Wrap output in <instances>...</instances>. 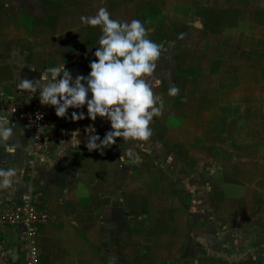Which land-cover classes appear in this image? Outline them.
<instances>
[{
	"label": "crops",
	"instance_id": "crops-1",
	"mask_svg": "<svg viewBox=\"0 0 264 264\" xmlns=\"http://www.w3.org/2000/svg\"><path fill=\"white\" fill-rule=\"evenodd\" d=\"M210 1V7L199 8L203 19L193 23L188 22L199 12L197 6L172 2L170 10L165 6L171 21L161 16L158 24L165 30L155 37L162 51L166 44H176L171 56L177 70H189L195 63L194 50L185 49L189 28L203 30L210 52L214 50L199 60L209 58L210 63L214 58L217 63L204 75L194 71L191 90L183 81L177 94L169 96L170 107L178 108L177 126L171 129L175 135L165 136L170 129L153 117L146 141L123 143L117 138L102 154L89 152L88 136L103 138L109 122L86 116L72 121L71 112L86 108H69L68 118L51 123L37 153L30 132L9 117L15 125L9 143L16 150L9 155L0 147V167H14L17 175L11 188L0 190V203L29 202L53 215L51 222L36 227L41 264H248L244 254L264 255V0ZM140 13L152 15L146 8ZM22 20L19 10L0 5L4 110L27 100L28 94L15 88L19 80H38L45 67L59 63L73 78L86 76L93 60L86 53L69 58L74 50L58 52L52 40L39 38L40 25L34 31ZM159 71L163 69L154 73ZM222 91L231 95L229 102H222ZM89 126L94 133L85 132ZM234 126L240 141L232 135ZM127 149L135 153L133 159L123 156ZM201 151L207 166L201 165ZM218 220L223 228L217 227ZM241 220L253 224L233 231L234 221ZM24 234L21 226L2 229L0 264L22 263ZM254 240L262 241L263 248L250 247Z\"/></svg>",
	"mask_w": 264,
	"mask_h": 264
},
{
	"label": "clouds",
	"instance_id": "clouds-1",
	"mask_svg": "<svg viewBox=\"0 0 264 264\" xmlns=\"http://www.w3.org/2000/svg\"><path fill=\"white\" fill-rule=\"evenodd\" d=\"M80 23L99 26L101 32L92 53L95 59L88 64V74L73 78L64 63L53 64L45 67L38 80H19L15 88L28 94L27 101L36 96L41 106L52 107L58 118H68L69 108L85 107L86 112H71V120H83L86 116L90 121L97 117L108 121L109 130L103 138L97 134L88 136L85 148L89 152L102 154L117 138L123 143L146 141L152 134L149 125L153 117H159L164 107L162 97L153 93L160 81L156 79L149 84L146 79L154 73L163 45L148 38L149 30L141 20L112 19L103 7L94 16H81ZM177 92L178 88L170 84L167 95L175 96ZM36 118L40 119L41 115L37 114ZM14 127L9 115L0 112V147L9 155L16 150L9 143ZM85 132L94 133V129L89 126ZM123 156L133 159L135 153L127 149ZM38 158L44 160V156ZM16 175L14 167H0V190L11 188Z\"/></svg>",
	"mask_w": 264,
	"mask_h": 264
},
{
	"label": "rangeland",
	"instance_id": "rangeland-1",
	"mask_svg": "<svg viewBox=\"0 0 264 264\" xmlns=\"http://www.w3.org/2000/svg\"><path fill=\"white\" fill-rule=\"evenodd\" d=\"M176 1L177 0H163L164 6H162L160 4V1L158 2V0H0V5L3 6L7 5L8 8L12 10L14 9L19 10L20 13H22L23 23L30 27H34L33 29L34 31H36L35 27L36 26L39 27L40 25L41 27L40 29H38L39 38L43 40V38L45 37L46 39L52 40L53 43L52 46H55V49L58 52L69 54L70 53L69 50L70 51L74 50V54L72 55L70 53L69 58L75 57V59H80L81 55L83 57V54L86 53L88 57L94 60L95 58L92 55V53L96 50L97 41L99 36L101 35L100 28L99 26L91 27L88 25L81 24L80 23L81 16H94L98 11V9L103 7L109 12L110 18L112 19H116L119 21H131L132 19H139L141 20L142 23H144L145 28L149 30L148 38L151 39L153 34L154 40L153 39L151 40L159 44L160 38H155L156 33L159 31L158 33L161 36L162 34L161 31L163 32L165 31L158 27L161 18L163 17V20L165 21L166 20L171 21L172 19L171 12H168V10L165 9V6L168 5L169 8L171 7L172 2L174 3ZM182 1L184 3L186 2H188L189 4L191 3L192 6L195 4L194 6L195 8L197 6L196 8L197 11H199V8L201 6L202 8L203 6L204 8H208L210 7L211 4L210 0H182ZM162 7L164 8L162 9ZM145 8L151 11L152 13L151 17H146L145 15L140 13V11H142ZM170 9L171 8H169V10ZM160 12L162 14H159ZM201 13L202 12L200 11L193 13L192 18L188 23H193L194 20H202L203 17L201 16ZM48 21H51L56 25L55 26L53 25L54 27L52 28V24H50L51 27L46 25L48 24L46 23ZM27 27H26V31L29 32V28ZM169 37H171L170 34ZM205 39H207V37L203 33V30L189 28L185 35L184 42H185V49L188 52H191L192 50H194L195 52V53L191 52L193 54L192 56L195 55L194 65H191L193 62H190L189 64V66L191 65V69L187 70L186 68L185 70H181V68H179V70H177L175 55L171 56L172 54H176V49H177L176 44H170V45L166 44V49L161 51V55L159 59L156 61V68H155V69H163V71L162 72L159 71L158 73H153L154 75L153 78L151 77L146 78L149 84H151L156 79H158L161 82L158 87L153 88V93L154 95H159L162 97L164 107L161 111L160 116L154 118V122L156 121L157 118H159L162 124H164L165 127L167 126V128L170 129L169 133L168 132L166 133L164 130L165 136L175 135L176 132L171 131V129L174 126H177L176 118H174V115L178 111V108H176V106L170 107L171 104L169 105V103H171L173 100H170L169 95H167V89L170 86V84L175 85L177 87L179 83H182L184 81V88L186 90H189L191 88V86L189 87V85L192 84V79H193L192 76L195 70L196 71L202 70L201 73L204 75L205 74L204 71L205 70L208 71L210 69V64L212 65L217 64L214 61V58L210 63L208 61L209 58L203 60V62L199 60L201 59L200 57L203 56H205L206 58L209 55L212 56V52H214V50L210 52L209 48L211 47V45L208 43V40L204 41ZM198 63L199 65L195 66ZM192 67L196 69H193ZM161 75H163L164 77L162 78ZM177 75H179L178 78ZM180 76L181 78L184 76L183 79H181ZM202 79L204 83H207V77L206 78L204 77ZM220 98L222 102L224 101L229 102V100L231 99V95L228 93L225 95L224 91H222ZM174 102L177 103V101L175 100ZM201 112H204V110L201 109ZM234 130H235V126L232 130V135L234 139L238 137L237 140L240 141L239 139L240 134H236ZM200 154H202L203 157L201 159V165L207 166L208 162L206 160V157H204L206 154L202 151ZM252 154H253L252 152H248L246 155L252 156ZM250 157L248 158L250 159ZM220 161L223 162V159H220ZM203 176H202V180H203ZM209 176L210 174L207 173L206 178L209 179ZM239 212H242V210H240ZM219 222H220L219 220L215 222L217 224V227L223 228L224 225H222V223ZM244 222H247L249 225L248 224L246 226L242 225L244 224ZM244 222L243 220H241V222L234 221L233 231H238L240 229L243 230L245 228L247 229L251 226V224H253L251 220ZM202 223H204V221H202ZM262 244H263L262 241L254 240V242L250 243L249 245L250 247L256 246V248L257 247L263 248ZM243 256H244L243 261L248 262V264L264 263V255L260 256L258 255V253H254V251L244 254Z\"/></svg>",
	"mask_w": 264,
	"mask_h": 264
},
{
	"label": "built area",
	"instance_id": "built-area-1",
	"mask_svg": "<svg viewBox=\"0 0 264 264\" xmlns=\"http://www.w3.org/2000/svg\"><path fill=\"white\" fill-rule=\"evenodd\" d=\"M0 112H6L10 118L17 120L24 130L30 132L31 148L37 153L43 149L45 132L51 123L59 119L55 116L54 109L49 106H41L36 96L28 101L14 103L7 110L0 109ZM37 114L41 115L40 119L36 118ZM52 219L53 215L50 212L40 210L29 202L22 204L0 203V234L2 229L7 226H21L25 230L23 236L24 259L21 264H41L36 227L48 224ZM2 251L3 243L0 236V254Z\"/></svg>",
	"mask_w": 264,
	"mask_h": 264
},
{
	"label": "trees",
	"instance_id": "trees-1",
	"mask_svg": "<svg viewBox=\"0 0 264 264\" xmlns=\"http://www.w3.org/2000/svg\"><path fill=\"white\" fill-rule=\"evenodd\" d=\"M146 15H148V14H146Z\"/></svg>",
	"mask_w": 264,
	"mask_h": 264
}]
</instances>
